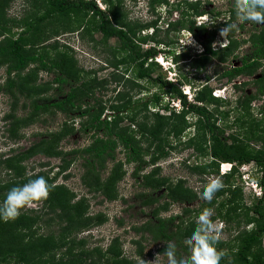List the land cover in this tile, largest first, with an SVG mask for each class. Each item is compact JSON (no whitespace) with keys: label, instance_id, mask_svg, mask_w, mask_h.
<instances>
[{"label":"rangeland","instance_id":"obj_1","mask_svg":"<svg viewBox=\"0 0 264 264\" xmlns=\"http://www.w3.org/2000/svg\"><path fill=\"white\" fill-rule=\"evenodd\" d=\"M110 1L111 4L118 7L119 16L122 17L123 24H145L155 21L158 27L153 32L148 28L137 31L133 36L130 35L132 41L140 50L147 49L155 41L167 43L176 41V45L174 44L175 51L191 54L200 52V48L198 52L190 49L194 50L197 47H194V41L200 42L204 40L207 34L195 32V36H191L192 43L185 47L184 44L186 45L190 39L188 31L165 32L168 29L166 25L171 21H183L187 26L191 24H204L207 26L212 23V26L216 28L213 40L215 48H221L226 44L225 37L227 35L232 36L237 41H241L242 39H246L250 33H257L259 28L264 26L252 22L239 23L236 18L234 0H154L152 3H148L147 0ZM93 3L96 6L95 1ZM187 4H191L188 6L192 10L190 11L192 15L194 14V9L197 8V12L210 11L212 14L217 13L218 16L209 18L208 15L204 14L201 17L193 19L187 18ZM100 5L109 13L108 8L110 6H104L101 1ZM45 9L46 4L44 0H0V22H2L1 18L4 17L7 22L3 24L10 31L0 33V40L2 38H15L23 29L21 25L15 27L14 21L23 22L25 19L31 20L39 16ZM97 9L101 10L98 7ZM155 18L156 20H154ZM108 20L113 22L112 18H108ZM65 21H68V23L66 24ZM65 21L49 17L35 23L33 30L24 35L26 42L22 43V46L24 50L29 52L35 48L34 52L36 54L40 53L50 58L55 57L63 63L62 57L54 55L53 47H57L62 41L70 43L74 46L75 50L66 54L68 55L67 58L72 61L76 72L75 78L77 79L74 81L69 80L67 84L57 87L53 83H48L59 75L57 71L45 72L39 70L34 80L31 81V77L26 75L31 66H28L17 77L11 75V78H14L18 84L21 83L23 88L28 83L29 86L35 85L38 90L42 89V91L39 90V94L30 95L28 98L16 93L18 101L13 115L16 118L24 117L28 109L23 110L21 105L22 103L28 105L33 97L62 99L69 89L78 86L86 79H105L108 82L100 90L96 88L92 96L82 97L79 101V110H74L66 115L60 112L43 113L33 120L23 122L18 126H12V119L6 118L10 99L0 91V160L13 153L23 151L32 143L45 138L51 132L61 131L60 140L54 145L55 150L61 154L70 149L82 148L89 143L92 133L80 127L82 121L85 120V116L80 115L81 110L89 108L96 100L101 101L105 105V110H107L106 106L113 103V97L117 91H123L125 95L127 94L130 97L132 102L130 106L135 101H137V105H141L143 101L153 94L161 93L157 86L145 81L122 84V79H118L120 81L116 84V82L111 80V73H115L114 75H117L119 78V73L127 67L130 72L127 76H130L134 68L129 63L126 50L122 48L116 38H105L95 30V19L93 20L90 13L84 14L79 12L70 16ZM232 24H236L237 27L232 28L223 41V38L220 36V30ZM63 26H68V29L63 28ZM55 29L57 32L53 34L52 31ZM67 30L71 32H67ZM31 33H34L32 36L34 38L33 46L27 44L31 41ZM239 46L222 65L217 64L215 60L211 59L203 69L195 71L183 64L180 66L179 71L182 76L187 77L189 83L186 86L190 90V96L186 97V100L191 102L193 90L199 89L204 84H207V89H209L211 96V92L214 89L218 90V94L224 98L208 106V109L210 111L213 110L214 114L219 112L215 114L217 115L215 125H217L219 130L223 131L224 136L236 138L238 141L246 144L250 150H256L260 147L262 141H264V117L258 110L260 108L259 105L264 103V95L257 96L250 101L247 110L244 109V103L238 104L237 101L238 99L241 100L245 95L255 93L257 85H254L250 81H253V79L261 74V70L264 69V60L261 61L259 68L253 76H239L232 80L220 76L230 66L238 65V58L246 54L248 50H251L249 43L244 42ZM55 52L58 51L55 50ZM153 62L156 65L150 66L151 77L159 75L161 78L169 80L167 78L168 74L164 69L154 60ZM116 63L117 66H114ZM4 69L5 66H0V88L4 84ZM175 74L177 75V72ZM175 77H172L170 81L174 82ZM233 81L243 82L244 85L241 84L236 89L230 88V83ZM164 99L162 102L166 101L165 97ZM168 105L175 111H181V106L176 100H169ZM136 107L140 109L135 113V117L137 120H142L146 114L141 106ZM149 111H153V109ZM158 111L159 113H164L160 109ZM108 114H110L109 111H103L101 118L108 116ZM184 120L186 124L177 137L170 135L163 140L166 156L159 158L152 165L147 164L148 157H144L142 160L144 161V165L140 164L141 170L134 176L131 174L134 170V164L123 163L119 171L121 175L111 186L109 198H106L100 192H90L82 187L79 180V176L82 173V161L77 155L72 157L68 154H63L56 157L34 154L26 160H20L18 163V168L23 170L22 173H18L17 170L14 173L11 171L8 174L5 169L0 168V180L5 183L6 180L11 179L12 183H17L15 186H20L31 179L43 176L51 187L55 186L66 191L70 204L77 203L82 199L84 215L90 217L99 214L102 216L103 221L99 225H91L87 229L76 231L71 236L83 241L81 248L84 250L101 248L103 251L108 246L110 240L116 237L121 254L131 259L133 264H141V260H144L146 264H152L158 254H161V257L157 261V264H164L166 260V257H163V253L158 251L162 247V243L152 242L146 233L141 235L132 230L133 227L142 224L144 221L152 220L151 211L155 207L167 203L166 209L160 211L158 216L160 218L180 216V219L175 220L174 224L178 223L181 228H187V225L190 224L189 227L192 233L198 224V217L202 210L205 208L211 209V220L220 232V239L216 244V248L217 250H226L227 252V256L221 261V264H233V253L238 245V240L235 237L237 233L247 228V226H243L242 222L245 219L242 207L244 208L261 194L259 186L255 183L257 169L251 163L235 166L234 170L239 173L241 178L240 184L235 185L234 189L230 187V190L226 191L223 195L214 197L210 206H207L206 203L209 202L201 200L200 193L210 179L220 177L222 182L224 181L218 170L221 163H216V168L211 164L214 161L207 159L204 155L207 143L199 140L200 143L194 145L193 143L197 140L189 142L195 138L193 135L195 134L196 117L188 116ZM127 124V120L122 121V125ZM239 124L242 125L239 126ZM174 130L176 131L178 128L175 127ZM140 141L142 147H147L149 144L148 140L141 139ZM114 155V161L107 160L105 169L100 173L102 180L106 177L107 172L115 161H122V153L119 148L115 150ZM61 158H64V163H61ZM204 165L208 166V168L206 169ZM203 171H206V173ZM231 171L232 169L230 168L228 173ZM143 177H146V179H143ZM145 180L156 183L159 187L156 190L144 187L143 182ZM177 185L183 191L188 190L192 192L194 200L190 203L172 202L169 200L166 197V191ZM233 190H235L234 193L232 192ZM57 193L58 191L55 192V194ZM142 193L160 198L152 206L142 207L140 204L141 199L139 198ZM185 208H188L189 212H183ZM44 209L42 204L34 208L24 209L19 217L14 220H21L18 221L15 231L11 230L10 232L3 233V228L5 226L10 228L11 225L9 224L14 221L4 222L0 220V232H2L0 233V240L2 241L0 244V255H9L4 264H37L36 261H31V259L28 262H19L14 257L10 258V255L13 256L16 251L23 249L26 238L24 240L21 239L22 233L25 236H31L32 232L38 236L46 235L50 232L56 234L58 231L57 225L46 222L48 218L52 217V214L47 213ZM21 222L27 225L28 229L20 231ZM134 242H138V245ZM261 247L264 251V238H262ZM139 250L140 253L137 252ZM55 253V257L57 258L62 251H56ZM182 257L184 260L187 259L184 257V254Z\"/></svg>","mask_w":264,"mask_h":264},{"label":"trees","instance_id":"obj_2","mask_svg":"<svg viewBox=\"0 0 264 264\" xmlns=\"http://www.w3.org/2000/svg\"><path fill=\"white\" fill-rule=\"evenodd\" d=\"M153 1L148 0V3H152ZM101 2L104 6H110V9L108 8L109 13L104 9H97L91 0H44L46 9L39 16L31 20L25 19L23 22L14 21L13 23L10 21L15 27L19 25L23 26V29L15 38H2L0 40V66H5L4 84L0 88V91L10 99L6 118L12 119V126H18L23 122L33 120L43 113L60 112L66 115L74 110H79V101L82 97L92 96L96 88L100 90L107 84L108 80L105 79H86L78 86L69 89L62 99L40 96L33 97L28 105H25V103L21 105L23 110L28 109L24 117L16 118L13 115L16 111L18 101L16 93L28 98L30 95L39 94L42 89H39V91L35 85L32 84L29 86L28 83L23 88L21 83L18 84L14 78H11V75L17 77L28 66H31V69L27 72L28 74H26L28 77H31V81L34 80L39 70L45 72L57 71L59 75L48 82L55 84L57 87L67 84L69 80L74 81L77 79L75 78L76 72L73 68L72 61L67 58L68 55L66 53L72 51L68 46L60 43L57 47H53L54 55L63 58L64 61L61 63L55 57L50 58L40 53L36 54L34 52L35 48L31 52L24 50L22 43L26 42L24 35L33 30L35 23L41 22L49 17H55L65 21L70 16L79 12L84 14L90 13L93 20L95 19V30L105 38H116L122 48L127 52L129 63L133 65L134 71L131 72L132 75L127 76L130 72L125 67L119 73V78L117 75H114L115 73H111L110 76L113 82L118 84L120 81L118 79H122V84L126 82L136 83L145 81L157 86L161 93L153 94L147 100L143 101L141 105H137V101H135L130 106L132 103L130 97L127 94L125 95L123 91H117L113 97V103L106 106L107 110H105V105L101 101L96 100L92 106L81 110L80 114L81 116H85V120L80 124L81 129L92 133L87 145L79 149H70L61 154L54 147L60 140L61 131L51 132L45 138L32 143L23 151L13 153L0 160V168L5 169L8 174L11 171L14 173L17 170L18 173H22L23 170L18 168V163L20 160H26L34 154L56 157L63 154H68L72 157L77 155L82 161V173L79 176L82 187L90 192H100L106 198H109L111 186L119 179L121 175L119 171L123 163L134 164V170L131 173L133 176L140 172V164L144 165V161H142L144 157H148L147 164L152 165L159 158L166 156L163 140L170 135L177 137L186 124L184 120L186 117H196V128L195 134L193 135L195 138L189 142L197 140L193 143L194 145L200 143L199 140L207 143V149L204 155L207 159L214 161L211 164L217 168L216 163H228L232 169L230 173L220 175L224 179L223 188L216 193L215 197L223 195L226 191L230 190V187L234 189L235 185L240 184L241 178L239 173L234 170L235 166L251 163L257 169L255 183L259 186L261 194L244 208L242 207L245 218L242 222L243 226H247V228L241 230L235 237L238 240V245L233 253L232 262L233 264H264V251L261 247V241L264 238V141H262L258 149L250 150L242 141H238L233 137L224 136L223 131L219 130L217 125H215L217 118L215 114L219 112L214 114L212 112L213 110L210 111L208 109L209 105L217 102L219 99L212 97L209 89H207V84H204L199 89L193 90L192 101H187V96L182 93V87L189 83L187 77L182 76L179 71L180 66L183 64L195 71L203 69L211 59L215 60L217 64L222 65L228 57L232 56L234 50L240 47L239 45L246 42L249 43L251 50H248L246 54L238 58V65L230 66L220 76L228 80L239 76H253L259 68L261 61L264 60V26L260 27L257 33H250L246 39H242L241 41H237L232 36L227 35L225 37L226 44L221 48H215L213 46V40L216 28L212 26V23L207 26L204 24H191L187 26L183 21H171L166 25L168 29L165 32H180L186 30L191 36H195V32L197 31L200 34H207L204 40L200 42L194 41L195 46L198 48L197 52L199 48L200 52L191 54L175 51L176 41L173 43L155 41L147 49L140 50L134 44L130 35L133 36L137 31L148 28L153 32L158 27L155 21L145 24H123L122 17L119 16L118 7L111 4L110 0H101ZM191 4H187V18L193 19L195 17H201L204 14L208 15L209 18L218 16L217 13L212 14L210 11L197 12V8L194 9L195 11L192 15V12H190L192 10L188 6ZM107 16L108 18H112L115 23L109 21ZM1 20L0 33L5 31L10 32L9 28H6L4 25L7 20L4 17ZM65 23L67 24L68 21H65ZM63 28L68 29V26H63ZM52 32L55 34L57 31L55 29ZM67 32L71 31L67 30ZM33 34L31 33V41L27 43L31 46L34 45ZM55 50L58 52H55ZM190 50L194 51L192 48ZM158 53L169 57L174 63L177 72L174 82L161 78L159 75L151 77L150 66L156 65L153 62V57ZM114 66H117V63ZM250 82L257 85L255 93L245 95L241 100L238 99L237 101L238 104L244 103V109L246 110L248 109L250 101L257 96L264 95V69L261 70L260 75ZM242 85H244L243 82ZM164 97L166 101L162 102L165 100ZM169 100H176L181 106V111H175L169 106ZM136 106H141L146 114L142 120H137L135 117V113L140 109ZM259 106L260 108L258 110L264 117V103H261ZM147 109H153V111ZM159 109L164 113H159ZM103 111H109L110 114L101 118ZM123 120H127L128 124L122 125ZM175 127L178 130L175 131ZM140 138L149 141L147 147H142ZM117 148L122 153V161H115L107 172L106 177L102 180L100 173L105 169L107 160L114 161V152ZM60 160L61 163H64V158ZM204 166L206 169L208 168V166ZM60 168L62 169V167ZM203 172L206 173V171ZM236 174L238 175L235 177ZM143 179H146V177H143ZM16 184V182L12 183L11 179L6 180L5 183L0 180V203L3 202L8 191ZM143 186L151 190H156L159 187L158 184L152 183L149 180H145ZM56 191H58L57 194H55ZM234 191L232 192L234 193ZM166 197L172 202L190 203L194 200V194L188 190H181L179 185L169 188V191H166ZM139 198L141 199V206L147 207L157 203L160 197L142 193ZM206 204L210 206L211 202ZM42 206H44V210L47 213L52 214V217L48 218L46 222L55 223L58 231L56 234L50 232L51 234L39 236L34 232L31 233V236H25L22 233L21 239L24 240L26 238L23 249L16 251L13 256L10 255V258L14 257L19 262H28L31 259V261H36L37 264H133L131 259L121 254L116 237L110 240L108 246L103 251L101 248L84 250L81 248L83 241L71 236L76 231L87 229L91 225H99L103 221L102 216L99 214L90 217L84 215L82 199L77 203L70 204L66 196V191L53 186L51 187L48 199L42 203ZM166 206L167 203H163L155 207L151 211L152 220H146L142 224L133 227L132 230L141 235L146 233L152 242L162 243V247L158 249L161 253H163L165 248L164 243L168 241L174 242L177 248V256L183 258L182 255L184 254V257L187 258L185 262L189 264L191 254L185 246L184 241L192 235L189 227L190 224L187 225V228H181L178 223L174 224L175 220L180 219V216L160 218L158 216L159 212L164 211ZM185 211L189 212V209H183V212ZM18 221L21 220L18 219L9 224L11 225L10 228L5 226L3 233L10 232L11 230L15 231ZM24 229H28V226L21 222L19 230ZM1 242L0 240V244ZM134 243L138 245V242ZM56 251H62L57 258L55 257ZM137 252L140 253V250ZM8 257V254L0 255V264H4Z\"/></svg>","mask_w":264,"mask_h":264},{"label":"clouds","instance_id":"obj_3","mask_svg":"<svg viewBox=\"0 0 264 264\" xmlns=\"http://www.w3.org/2000/svg\"><path fill=\"white\" fill-rule=\"evenodd\" d=\"M91 1H95L96 6L103 10L100 5L101 0ZM234 7L236 18L239 23L252 22L257 25H264V0H234ZM235 27H237V25L232 24L220 30V36L223 38V41L228 32ZM189 36L190 39L186 45L184 44L185 47L192 43L191 34H189ZM62 43L70 49L75 50L74 46L70 43L64 41H62ZM197 49L198 48L195 47L194 51L197 52ZM153 60L168 74V81H170L172 77H175V65L169 57H165L163 54L158 53L153 57ZM241 84L242 82L233 81L230 83V88L236 89L240 87ZM215 90L216 89L211 92L212 96L223 99L224 97L219 94L214 95ZM182 93L187 97L190 96L189 88L183 86ZM230 168L231 166L228 163L219 164L218 170L220 175L228 173ZM222 188V179L220 177H214L204 186L203 191L200 193V199L211 202L215 194ZM50 191L51 186L43 176L31 179L23 185L12 187L8 191L6 198L0 203V220L4 222L16 220L24 209L37 207L46 201L50 195ZM211 216V209H203L198 217V224L194 232L184 241L185 246L191 254L189 264H221V261L227 256L226 250H217L216 248V244L220 239V232L211 220ZM164 244L163 257H166L164 264H186L183 258L177 256V248L174 242L168 241ZM160 257L161 254L156 255L152 264H157ZM141 264H146V262L141 260Z\"/></svg>","mask_w":264,"mask_h":264},{"label":"built area","instance_id":"obj_4","mask_svg":"<svg viewBox=\"0 0 264 264\" xmlns=\"http://www.w3.org/2000/svg\"><path fill=\"white\" fill-rule=\"evenodd\" d=\"M218 94V90H215L214 95Z\"/></svg>","mask_w":264,"mask_h":264}]
</instances>
